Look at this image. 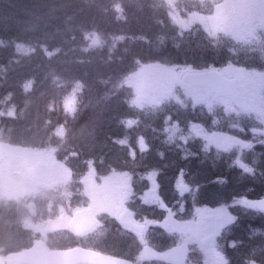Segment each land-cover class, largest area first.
<instances>
[{
    "label": "rangeland",
    "instance_id": "rangeland-1",
    "mask_svg": "<svg viewBox=\"0 0 264 264\" xmlns=\"http://www.w3.org/2000/svg\"><path fill=\"white\" fill-rule=\"evenodd\" d=\"M118 1L129 11L128 18L139 22L146 14L150 17L153 23L149 35L153 38L149 49L152 54L158 53L159 57L142 60L138 70L127 78V85L137 97L135 104H128L132 115L128 118L127 126L131 129L132 125L140 124V118L138 116L137 122L135 113L140 115L150 111L153 115L165 108L161 120L168 139L166 145L147 154L150 145L146 146L145 140L113 136L111 146L124 150L122 153L126 158L121 153V159L118 157L119 165L103 159L88 162L85 169L83 164V175L71 188L73 190L56 195L55 205L53 201L47 200L53 199L52 191L55 187L69 186L74 176L73 166H68L64 156L57 157L54 150H23L0 143V220L6 217L1 205L7 206L10 205L9 201H20L26 196L40 194L47 201V206L41 211L36 208V203H30L22 207L25 211L21 212V220L7 219V226H22V237L28 243L41 240L47 247L55 248L63 244L58 242L63 232L71 238L66 244L77 243L85 248L99 250L98 246L106 231L104 226L113 221L118 224V217L124 211L135 221L152 220L159 227L171 222L169 228L173 229V238L176 240H200L210 234L216 242L225 236L223 229L228 223L217 210L208 206L212 205L214 198L208 199L205 194L211 193L210 196L216 197L214 193L218 195V191L228 184L219 177L209 181L211 177L208 167L199 173V159H207L209 152L216 150L227 162L226 156L237 148L239 158L233 157L235 162L232 163L238 164L239 170L245 171L247 167L252 169L257 163L264 170V154L256 156V151H252L248 156L250 142L256 138L261 139L259 135L264 134V131H260L264 130V43L261 39L260 45L251 43L256 30H264V14H253L252 6L243 5L245 0H222L207 10L202 0L187 5L183 0ZM246 1L257 3L255 0ZM114 9L116 13L120 12L117 5ZM244 13H247L245 17L242 16ZM161 16L165 20L163 23L167 21L169 25L162 34L157 30ZM126 19L120 15L117 21L107 23L118 29L125 24ZM90 41L89 53L85 52L87 55L84 56L91 59L92 65H99L103 61L100 55L104 52L99 50L100 39L94 36ZM250 56L258 58L252 60ZM161 57L168 59L163 60ZM58 58L55 55V61ZM258 59L260 62L255 63ZM45 67L51 76L58 73L55 66L49 70L47 65ZM72 68L64 66L67 70L65 77L69 80L74 76L70 74L69 69ZM202 70H217L228 78L240 79L243 85L241 98L236 103H230L215 98L207 89H191L183 85L184 74ZM75 95V92L68 93L64 97V107L69 114L77 100ZM144 96L146 100H142ZM223 128H228V131ZM156 131L157 128L151 129L148 137L154 136ZM235 132L237 137H234ZM58 134L62 135L61 132ZM80 140H87L85 132ZM198 146L199 154L193 151V147ZM96 147H99L98 144L88 145L91 151H95ZM244 155L246 158L242 160ZM106 157L110 161L108 155ZM67 159H75L73 163L77 157L70 154ZM135 161L138 162L134 170L140 174L136 179L126 170ZM119 166H123L126 171H119L122 170ZM192 181L201 185V190ZM244 183L243 188L246 187ZM182 186L187 189L185 194L191 196L189 210L192 212H189L187 220L179 219L185 202L182 197L185 194L180 191ZM208 187H211V192ZM146 188L153 189V201H145V190L141 196L138 195L140 189ZM233 190L227 187L222 195L227 197ZM248 191L252 193V189L247 188L238 194L245 195ZM197 196L202 197L200 202ZM240 197L242 199L236 200L242 204V210L246 211L244 215H248L251 200ZM53 205L55 208L51 207ZM81 208L87 209L95 225L94 231L83 236L65 233L70 216ZM175 208H178L177 211ZM8 209L12 216L21 211L16 205H10ZM207 216H211L212 220L206 221ZM121 224L119 226L125 230ZM9 237L5 224L0 222V243H11Z\"/></svg>",
    "mask_w": 264,
    "mask_h": 264
},
{
    "label": "trees",
    "instance_id": "trees-1",
    "mask_svg": "<svg viewBox=\"0 0 264 264\" xmlns=\"http://www.w3.org/2000/svg\"><path fill=\"white\" fill-rule=\"evenodd\" d=\"M11 1L14 0H0V143L23 150H54L57 157L64 156L68 166L74 169L69 186L59 185L54 189L64 191L73 190L83 175V164L85 169L88 162L103 159L119 165L115 157H120L117 152L124 150L111 146L113 136L145 140L146 146L150 145L147 154L166 145L168 139L161 120L165 108L153 115L146 111L135 113L140 124L132 125L131 129L127 126L132 115L128 104H135L137 98L127 85V78L138 70L142 60L159 58L158 53L152 54L149 49L153 22L147 14L136 22L128 18L129 11L118 0H20L21 9L13 7ZM116 5L120 12H115ZM120 15L127 18L125 24L118 29L109 26ZM163 22L161 16L157 22L161 34L168 26ZM94 36L100 39L99 50L104 51L99 65H92L91 59L84 56L89 53ZM54 54L59 56L57 61ZM46 65L48 70L55 66L58 73L51 76ZM67 65L73 67L69 69L74 74L70 80L65 77ZM74 92L77 100L73 114H69L64 97ZM153 128H157L156 134L148 137ZM84 132L87 140L81 142ZM89 144L99 147L91 151ZM214 152L217 151L212 150L207 159L203 158L201 166L209 165L206 167L218 177L219 165L213 159L221 156ZM70 154L77 157L76 162L67 159ZM137 162L126 169L134 179L140 176L134 170ZM119 168L126 171L123 166ZM231 175L229 170L226 178ZM241 177L238 185L246 181L247 174ZM192 184L201 190V185L193 181ZM261 188L264 193V183ZM229 204L239 207L236 197ZM258 219L264 222L263 218ZM236 222L245 231L248 223L244 216L237 213ZM61 243L66 246V241ZM98 248L103 250L101 246Z\"/></svg>",
    "mask_w": 264,
    "mask_h": 264
},
{
    "label": "flooded vegetation",
    "instance_id": "flooded-vegetation-1",
    "mask_svg": "<svg viewBox=\"0 0 264 264\" xmlns=\"http://www.w3.org/2000/svg\"><path fill=\"white\" fill-rule=\"evenodd\" d=\"M257 3L251 1H244L243 5L246 7L248 4L252 6L253 14H264V0H255ZM248 12V11H245ZM247 13L242 14L245 17ZM255 38L251 39V43L255 45H260V39L264 43V30H256ZM263 47V45H261ZM53 199H48L47 201H53L55 205V194L52 193ZM28 196L24 200L14 201L15 204L27 205L31 203L27 201ZM44 198L41 200V205L47 206V202ZM11 202L10 201V205ZM54 206V205H53ZM51 206V207H53ZM1 210L7 214L5 219H1L0 222L5 224V231L8 233L10 242L12 243H23L24 238L22 237V226L21 225H8L7 218L10 221L19 220L17 217H14L9 212L8 206H1ZM69 211V210H68ZM129 218L139 226L136 229L138 232H135L132 228H129L118 220L117 222L110 223L104 226L105 234L103 233V247L105 249V254L110 257L117 259L125 260L132 264H172L171 262H166L162 260H151L145 259L143 255V250L145 247L151 248L154 252L165 254L170 252L173 248L184 244L187 249V260L184 264H237V254L235 253L236 243L231 237H224L223 239H215L212 235H207L202 239L198 240H176L173 238V229H170L168 224L164 227L157 226L155 221H135L132 216L129 215ZM227 222L228 217L224 218ZM69 222V221H68ZM155 223V224H154ZM68 224V223H67ZM122 227L125 228L123 230ZM7 227H11L7 229ZM232 227H228V230H232ZM16 235L17 237L13 236ZM134 235V236H132ZM34 242V241H33ZM33 242L30 244L32 245Z\"/></svg>",
    "mask_w": 264,
    "mask_h": 264
},
{
    "label": "water",
    "instance_id": "water-1",
    "mask_svg": "<svg viewBox=\"0 0 264 264\" xmlns=\"http://www.w3.org/2000/svg\"><path fill=\"white\" fill-rule=\"evenodd\" d=\"M183 83L188 88H208L215 97H224L235 102L240 97V81L228 79L218 71H203L186 73L182 77ZM182 189H184L182 187ZM151 191L147 194L148 197ZM253 205L260 211H264V198L253 201ZM121 220L125 224H131L123 216ZM70 230L77 234H83L94 228V223L89 220L87 211L77 212L70 224ZM186 246L181 245L167 254H159L149 248H144L145 259L162 260L173 264H184L186 259ZM8 264H129L124 260L107 257L101 253L75 248L67 251H51L44 249L41 242L35 243L31 249L11 253L6 257ZM0 264H3L0 258Z\"/></svg>",
    "mask_w": 264,
    "mask_h": 264
},
{
    "label": "bare ground",
    "instance_id": "bare-ground-1",
    "mask_svg": "<svg viewBox=\"0 0 264 264\" xmlns=\"http://www.w3.org/2000/svg\"><path fill=\"white\" fill-rule=\"evenodd\" d=\"M10 1V0H9ZM12 6L15 8H22L21 2L20 0H14L13 2L11 1ZM111 146H109L110 148ZM117 154L122 157L121 153L117 152ZM116 156V155H115ZM115 159H118V157L116 156ZM202 167L199 166V170L198 172L200 173L202 171ZM240 181L239 176L237 174L231 175L230 177L226 178V182L228 184V188L232 187L234 190L232 192H236L239 190V185L238 182ZM264 183V180L262 181ZM259 182H254L253 186L256 187L258 186ZM210 190L209 192H211V187H208ZM243 232V231H242ZM243 234H245V232H243ZM243 234H241V236H243ZM245 237L247 238L246 240V244L247 247L242 251V256H247V254L249 252H251V250H257V249H261L262 250V255L264 257V241L261 239H250V235L249 234H245Z\"/></svg>",
    "mask_w": 264,
    "mask_h": 264
}]
</instances>
